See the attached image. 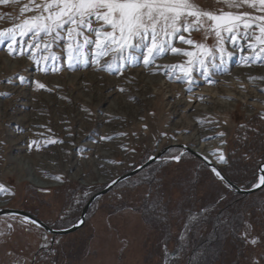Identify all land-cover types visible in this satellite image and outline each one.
<instances>
[{
	"label": "rangeland",
	"instance_id": "rangeland-1",
	"mask_svg": "<svg viewBox=\"0 0 264 264\" xmlns=\"http://www.w3.org/2000/svg\"><path fill=\"white\" fill-rule=\"evenodd\" d=\"M196 2L205 10L264 15L259 6ZM25 4L32 7L30 0L0 3V30L36 15L21 12ZM236 34L232 42L222 33L224 63L216 52L215 60L205 58V66L195 57L189 66V57L170 51L145 64L144 48L99 56L94 44L84 45L70 65L63 32L47 50L44 43L51 37L43 33L36 39L17 35L16 43L0 40V93L7 94L0 95V185L6 189L0 191V209L23 210L55 229L69 228L93 195L161 154L96 198L73 233L54 235L22 216H0V264H163L165 249L176 246L187 216L209 203L212 215L223 221L234 212L245 217L243 242L237 247L227 242L219 264H264V188L239 194L189 151L213 148L210 160L222 172L234 171L238 186L259 183L264 59L250 47L257 44L258 28L245 30L241 22ZM180 35L195 43L182 42ZM170 43L194 53L197 44L218 47L215 35L204 31L178 33ZM180 64L190 76L171 67ZM218 87L232 91L223 94ZM195 90L205 94L198 99ZM186 99L191 101L184 106ZM220 155L226 163L219 162ZM253 239L257 243H250Z\"/></svg>",
	"mask_w": 264,
	"mask_h": 264
},
{
	"label": "snow or ice",
	"instance_id": "snow-or-ice-1",
	"mask_svg": "<svg viewBox=\"0 0 264 264\" xmlns=\"http://www.w3.org/2000/svg\"><path fill=\"white\" fill-rule=\"evenodd\" d=\"M7 2L9 0H0V3ZM216 2L228 8L248 5L256 9L259 6L258 10L264 13V0H216ZM30 4L32 7L25 4L21 12L35 11L36 15L23 19L13 27L0 30V40L10 39L16 43L17 35L26 36L31 33L36 39L43 33L51 37V42L44 43V48L47 50L51 43L62 39L63 32L65 33L63 39L67 41L70 65L87 44H94L99 56H105L109 52L123 53L126 50L144 48L146 49V54L143 56L145 64L153 63L156 57L168 51L189 57L187 62L189 66L194 62L193 57L201 66H205V58L212 57L215 60L216 52H219L220 63L223 64L225 38L222 33L227 32L229 34L227 38L235 42L236 29L241 26V22L245 30L258 28L259 35L255 39L259 48L257 50V44H251L250 47L253 48L257 59H264V15L251 16L247 12L234 14L219 9L205 10L196 0H40V2L30 0ZM85 30L93 36L86 34ZM191 31H204L206 36L214 34L218 44L216 50L197 44L198 52L194 53L171 45V37ZM179 39L189 45L195 43L183 35H180ZM34 47L39 48V43ZM9 48L11 51L15 50L12 45H9ZM171 67L179 68L185 76H190L189 68H185L182 64ZM250 79L256 78L250 77ZM38 87L44 88L45 85L38 84ZM0 95L7 94L0 93ZM220 135L224 134L220 133ZM56 142L49 141V143ZM171 158L180 160L179 155H173ZM218 160L221 163L227 162L223 155H220ZM212 171L219 179H224L215 168ZM261 171L264 172V168ZM55 179L59 180L61 177L57 176ZM260 185H264V174L259 176V183L255 186ZM0 191H6L3 185H0ZM42 191L46 190L42 189ZM250 243L255 244L257 240L253 239Z\"/></svg>",
	"mask_w": 264,
	"mask_h": 264
},
{
	"label": "trees",
	"instance_id": "trees-1",
	"mask_svg": "<svg viewBox=\"0 0 264 264\" xmlns=\"http://www.w3.org/2000/svg\"><path fill=\"white\" fill-rule=\"evenodd\" d=\"M260 126L263 129V126L259 125L257 134L261 131ZM223 173L233 182L234 176L231 173L234 171L230 173L223 170ZM261 206L264 208V201ZM212 207V203L206 204L198 212L193 210L187 216L177 236L176 246L172 250L165 249L163 264H219L226 259L227 242H231L235 247L239 242H243L240 232L244 215L234 212L223 221L222 215H212ZM197 222L200 225L195 228ZM202 226L208 229L205 234L202 233Z\"/></svg>",
	"mask_w": 264,
	"mask_h": 264
},
{
	"label": "water",
	"instance_id": "water-1",
	"mask_svg": "<svg viewBox=\"0 0 264 264\" xmlns=\"http://www.w3.org/2000/svg\"><path fill=\"white\" fill-rule=\"evenodd\" d=\"M189 151H191L192 153H194L198 158H200L201 160H203L211 169L215 168L217 171H219L221 173V175L224 177L223 181L235 192L242 194V195H249L255 192H258L259 190H261L262 188H264V185H260V186H253L251 188L245 189L242 188L240 186H238L237 184L233 183L232 181H230L222 172V170L216 165L214 164L209 158H207L206 156H204L203 154H201L198 151H194L192 149L189 148ZM161 154H159L158 156H153L151 157L145 164L139 166L138 168H136L135 170H133L130 173L124 174L118 178H116L109 186H107L105 189H103L102 191L96 193L95 195H93L91 197V199L88 201V203L86 204V206L84 207L83 211H82V215H81V219L74 224L73 226L69 227V228H65V229H55L51 226H49L48 224H46L44 221L40 220L39 218H37L36 216L32 215L29 212L23 211V210H17V209H0V216L3 215H10V214H14V215H19L22 216L24 218H27L29 220H31L32 222L35 221V223L40 226L41 228H43L46 232L54 234V235H65V234H70L73 233L75 231H77L78 229H80L84 223H85V219H86V214L88 211L89 206L91 205V203L98 198L99 196H102L104 194H106L110 189H112L117 183L121 182L124 179H127L131 176H133L135 173L139 172L141 169H143L144 167L152 164L153 162H155L156 160L159 159ZM264 168V163L260 165L259 171L260 174H264V172L261 171V169ZM257 185V184H256Z\"/></svg>",
	"mask_w": 264,
	"mask_h": 264
},
{
	"label": "bare ground",
	"instance_id": "bare-ground-1",
	"mask_svg": "<svg viewBox=\"0 0 264 264\" xmlns=\"http://www.w3.org/2000/svg\"><path fill=\"white\" fill-rule=\"evenodd\" d=\"M248 78V77H247ZM214 79H216V78H214ZM206 80V79H205ZM218 80V79H217ZM218 82V81H217ZM204 84H207L206 82H204ZM194 85V84H193ZM198 85V84H197ZM216 85H219V84H216ZM231 85V84H230ZM191 86V85H190ZM220 86V85H219ZM232 86V85H231ZM254 86V85H253ZM194 87H196V86H194ZM262 87V86H261ZM186 88V87H185ZM249 88V87H248ZM256 89V88H255ZM208 91H211L210 89H207ZM171 91H172V94H171V96L172 95H176L177 94V90L176 89H174V88H172L171 89ZM217 91L218 92H220V93H222V92H224L223 94H227L226 92H230V91H232V90H228V89H225L224 87H218L217 88ZM216 91V92H217ZM240 91V90H239ZM193 93H195V95H196V97H198V99L199 98H201V97H203V95L205 94V93H201L199 90H195V92H193ZM219 95H221V94H219ZM213 96H214V94H213ZM192 98V97H191ZM186 102H184L183 103V105L185 106H187V104L189 103V101H191V100H185ZM173 104V103H172ZM181 104V101H180V103H179V105ZM176 105V104H175ZM175 105H173L172 107H171V109H174L176 106ZM163 110H165L164 108H163ZM198 147V146H197ZM196 150H197V148H195ZM213 150V148H211V149H209L208 147L206 148V146L203 148V146H201V147H199L198 148V150L197 151H199L201 154L203 153V155L204 156H206L207 158L209 157V159L211 158V156L209 155V153H210V151H212ZM209 152V153H208ZM214 164H216V163H214ZM217 165V164H216ZM218 166V165H217ZM219 167V166H218ZM36 183L38 184V185H41V186H44V184H43V182H41L40 180H38V181H36Z\"/></svg>",
	"mask_w": 264,
	"mask_h": 264
}]
</instances>
